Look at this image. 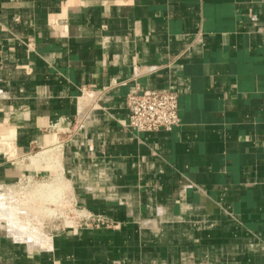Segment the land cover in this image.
Here are the masks:
<instances>
[{
	"label": "crops",
	"instance_id": "0c3cea01",
	"mask_svg": "<svg viewBox=\"0 0 264 264\" xmlns=\"http://www.w3.org/2000/svg\"><path fill=\"white\" fill-rule=\"evenodd\" d=\"M162 88L180 124L131 130ZM59 139L64 200L111 225L5 213L0 264H264V0H0V201Z\"/></svg>",
	"mask_w": 264,
	"mask_h": 264
},
{
	"label": "built area",
	"instance_id": "2783aa9c",
	"mask_svg": "<svg viewBox=\"0 0 264 264\" xmlns=\"http://www.w3.org/2000/svg\"><path fill=\"white\" fill-rule=\"evenodd\" d=\"M127 107L130 112L128 127L136 132H153L160 129L171 130L180 124L179 94L171 88L146 89L142 92L130 93L127 96ZM59 124L55 125L58 131H60L58 129ZM57 143H61L62 146L63 139H59ZM32 180V177H26L20 184L24 182L31 184ZM67 202L69 203L65 212L75 215L72 220L74 226L93 228L111 225L108 218L87 212L73 200ZM22 232L29 237L28 231L22 229Z\"/></svg>",
	"mask_w": 264,
	"mask_h": 264
},
{
	"label": "rangeland",
	"instance_id": "374dc122",
	"mask_svg": "<svg viewBox=\"0 0 264 264\" xmlns=\"http://www.w3.org/2000/svg\"><path fill=\"white\" fill-rule=\"evenodd\" d=\"M42 164H44V167L48 166V168H50V169L54 168V167H52L53 165H51V164H48V163H42ZM52 170H53V174L49 177H46V180L45 179H39V178H33L31 184L24 182L22 184L17 185L15 187V189L12 190V194L15 195V199H13V195H12V197L10 199H8L9 201H7V200L5 201V199H4V201H0L1 202L0 203V222L3 221L6 223V220L9 221V216H6L4 213L7 212L8 214L11 213V215H14V213H16L14 211H17V212L20 211V210L18 211L19 205L15 204L16 206H14V204H11L12 203L11 201L17 200L16 202L18 204H20L21 201H24L25 207L28 208V210L31 209L30 211L27 212V210L26 211L24 210L25 207H22V206H24V204L21 206V211H23V212L25 211L24 212L25 215L21 214V218H20V221L22 222V223L20 222L21 224L18 221V219H19L18 215L14 216V217L17 216V218L15 219V221L18 223V224L16 223L17 226L20 224L19 227H21L23 230L25 229L26 231L29 232V234H31V235L28 234L30 239H35V237H37V235L35 233H34L35 235L32 234L33 231L35 232L36 226H39V228L41 229L42 232L50 233V231H57V230L61 229V228H56V227H59L60 225L73 224L72 220H73V217L75 215L73 213L69 214L68 212H65L68 208L69 202H67V200H64L65 196H63L62 185H61V183L58 182V179H56L59 176V172L55 168ZM51 177L55 178L54 181H55V183H57V184L54 183L55 188L53 189V192L51 193V191H52L51 188H47V190H46V187H42V188H40V192L37 193L36 190H37L38 185L42 184V183H51ZM48 189H50V191ZM5 192H7V191H3V193H5ZM30 194H32V195L35 194L34 198L30 200L31 202L29 201V199L31 197ZM50 195H51V197H50ZM55 195H57V196H55ZM60 197H62V198L59 199ZM37 198H39V200H36ZM3 202H5L6 204ZM7 202H9V203H7ZM52 202H54V204H52ZM16 207H17V209H16ZM38 208H40L41 211H39ZM10 210H11V212H9ZM1 211L3 213H1ZM50 211L56 212V213H54L55 215H51L52 217H50V215H49ZM36 213H38V214H36ZM68 214H69V216H68ZM66 216L68 217L67 219H66ZM29 222H32L31 223L32 225L34 224L33 228H29V227H32V225L29 224ZM22 224H23V226H22ZM49 224H51V225H49ZM25 225L26 226L29 225V226H27V228H25L26 227Z\"/></svg>",
	"mask_w": 264,
	"mask_h": 264
},
{
	"label": "bare ground",
	"instance_id": "6f19581e",
	"mask_svg": "<svg viewBox=\"0 0 264 264\" xmlns=\"http://www.w3.org/2000/svg\"><path fill=\"white\" fill-rule=\"evenodd\" d=\"M61 149V143H57L55 146H53V147H50V148H46V149H43L42 151H40L37 155H35V156H33L32 157V163L33 164H35V165H37V164H42V163H48V164H55V163H58V158L56 157V154H58L57 152L59 151ZM62 176H63V174H60L56 179H58V182L59 183H61V182H63V181H61L62 179ZM42 187H46V190H47V188H51V193L53 192V189L55 188L54 187V185H53V183L51 182V183H42V184H39L38 185V187H37V190H36V192L37 193H39L40 192V188H42ZM58 189V188H57ZM49 191H50V189H48ZM62 190V189H61ZM45 191V190H44ZM48 191V192H49ZM42 192V191H41ZM35 193V192H34ZM7 194H9V192L7 193L6 192V194H3V195H5V196H7ZM13 195V194H12ZM12 195L10 196V194H9V196L6 198V200L7 201H9L8 200V198L10 199V197H12ZM31 195V197H30V199H29V201L31 200V199H33L34 198V196H35V194H30ZM47 195V194H46ZM43 196V195H42ZM55 196H57V195H55ZM63 196H64V194H63ZM50 197H51V195H50ZM53 198V197H52ZM57 198V197H56ZM55 198V199H56ZM62 197H60L59 199H61ZM36 200H39V198H37ZM12 202V201H11ZM10 202V203H11ZM31 202V201H30ZM3 203H5V202H3ZM7 203H9V202H7ZM6 204V203H5ZM12 204V203H11ZM13 204H14V206H16V205H18V204H16L15 205V203L13 202ZM23 204H25V203H23ZM52 204H54V202H52ZM21 206H22V204H21ZM20 206V207H21ZM19 207V206H18ZM20 207L18 208V211L19 210H21L20 209ZM22 207H24V206H22ZM52 207V206H51ZM4 209V208H3ZM6 209V208H5ZM13 209V208H12ZM16 209H17V207H16ZM23 209V208H22ZM39 209V211H41L40 210V208H38ZM24 210L26 211L27 210V212L28 211H30V210H28V208H24ZM13 211V210H12ZM24 211V212H25ZM14 212H16V213H14V215H17V211H14ZM20 212V211H19ZM22 212V211H21ZM23 212V213H24ZM26 212V213H27ZM35 212V211H34ZM37 212V211H36ZM7 213V212H6ZM50 214V216L51 215H55L54 213H56V212H49ZM5 214V213H4ZM25 215V214H24ZM13 218H17V216L16 217H13ZM19 218V217H18ZM5 220V219H4ZM18 221H20V218L18 219ZM27 221V220H26ZM30 221V220H29ZM8 222V221H7ZM28 222V221H27ZM17 223V222H16ZM22 223V222H21ZM20 223V224H21ZM32 223V222H31ZM18 224V223H17ZM19 224V225H20ZM24 224V223H23ZM23 224H22V226H23ZM29 224H30V222H29ZM32 225V224H31ZM26 226V225H25ZM27 226H29V225H27ZM27 226L25 227V228H27ZM32 227H33V225H32ZM21 228V227H20ZM30 228V227H29ZM36 228V227H35ZM36 230H37V228H36ZM35 230V232L37 233L38 231H36ZM31 233V232H30ZM32 234H34V231H33V233ZM29 235H31V234H29ZM35 235V234H34Z\"/></svg>",
	"mask_w": 264,
	"mask_h": 264
}]
</instances>
